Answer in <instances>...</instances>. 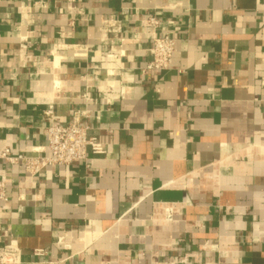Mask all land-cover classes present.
I'll return each mask as SVG.
<instances>
[{
    "label": "crops",
    "instance_id": "0c3cea01",
    "mask_svg": "<svg viewBox=\"0 0 264 264\" xmlns=\"http://www.w3.org/2000/svg\"><path fill=\"white\" fill-rule=\"evenodd\" d=\"M149 17L176 45L142 74ZM49 107L105 154L0 160L19 264H264V0H0V152L43 148Z\"/></svg>",
    "mask_w": 264,
    "mask_h": 264
},
{
    "label": "built area",
    "instance_id": "2783aa9c",
    "mask_svg": "<svg viewBox=\"0 0 264 264\" xmlns=\"http://www.w3.org/2000/svg\"><path fill=\"white\" fill-rule=\"evenodd\" d=\"M38 8L44 9L45 5H40ZM145 23L152 29L151 60L144 66L141 73L166 71L171 64L176 39L169 35H155L154 31L160 25L157 18L149 17ZM28 44L26 41L20 43L19 51L22 53L26 51ZM117 94L118 98H122L124 93L120 90ZM83 98L87 99L86 95ZM109 101L111 99L107 100V104ZM52 114V107H49L45 116L50 124L45 128L46 142L43 148H32L31 155H13L6 147L0 152V160L8 167L20 165L27 175L35 177L51 167L84 164L92 156L105 154L102 144L88 135L89 127L87 125H81L75 119L70 124L62 126L54 123ZM7 201V185L5 181L0 180V204L7 203ZM171 215L169 210L166 219L171 220ZM33 255L41 257L44 256V253L35 251ZM19 257L20 251L15 245L0 246V264H19Z\"/></svg>",
    "mask_w": 264,
    "mask_h": 264
}]
</instances>
